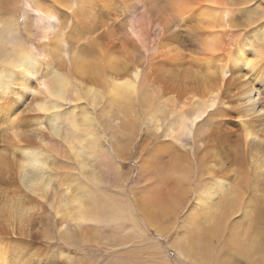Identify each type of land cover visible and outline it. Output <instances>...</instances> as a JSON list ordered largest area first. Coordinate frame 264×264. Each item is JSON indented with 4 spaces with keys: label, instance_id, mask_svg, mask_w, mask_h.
I'll list each match as a JSON object with an SVG mask.
<instances>
[{
    "label": "bare ground",
    "instance_id": "6f19581e",
    "mask_svg": "<svg viewBox=\"0 0 264 264\" xmlns=\"http://www.w3.org/2000/svg\"><path fill=\"white\" fill-rule=\"evenodd\" d=\"M23 6L25 22L30 17L28 11L34 12L38 44L25 46L17 40L14 15L0 17V41L15 47V54L0 60V97L6 96L12 106L14 97L32 94L35 110L41 113L38 124L42 130L48 129L66 144L82 174L101 191L99 197L91 191V198L85 199L70 183L65 188L64 182L67 194L58 199L51 188L55 170L52 153L38 144L21 143L22 134L14 120L10 126L11 145L15 144L11 161L29 191L51 198L61 230L79 239L86 223H100L105 216L108 222L146 224L147 214L153 211L150 204H164L160 198L166 195L170 180L161 176L151 179L143 175L141 195L137 191L124 197L111 191L116 187L118 193L123 192L128 177L101 139L109 137L119 157L127 159L131 146L122 135L137 136L139 120L147 136L163 137L169 146L175 143L187 149V162L177 154L168 173L181 189L188 182L193 185L195 174L224 166L222 147L216 143L215 119L230 112L221 110L220 105L234 101V72L255 66L253 55L264 51V0H24ZM257 87L254 80L241 85L239 105L246 107L241 116L249 115V107L257 100ZM244 130L245 143L254 144L251 160L259 176L264 174V154L256 148L264 138L249 126ZM98 131L103 132L101 136ZM207 138L205 152L197 157ZM96 152H102L99 164L108 167L107 176L89 164L95 163L89 156ZM8 155L6 152L2 159L5 165ZM218 178L207 183L209 189L205 185L203 191L190 189V196L196 191L193 211L202 207L204 216L190 212L192 230L188 234L182 235L178 229L189 201L174 216L171 227L156 229L167 237L180 219L171 246L181 259L193 256L200 264L212 260L227 264L215 254L213 240L224 233L244 192L239 184L229 186L224 177ZM216 189L221 197L214 202ZM184 199L183 191H176L170 200L179 204ZM10 202L0 204V215L13 227L19 222L28 229L29 208L21 200ZM142 214L146 216L142 218ZM252 228L232 229L229 240L248 264H264V234L258 235ZM154 244L157 247L158 241ZM8 253L0 247V264H11ZM162 254V264H172L163 250Z\"/></svg>",
    "mask_w": 264,
    "mask_h": 264
},
{
    "label": "rangeland",
    "instance_id": "374dc122",
    "mask_svg": "<svg viewBox=\"0 0 264 264\" xmlns=\"http://www.w3.org/2000/svg\"><path fill=\"white\" fill-rule=\"evenodd\" d=\"M23 2L24 0H0V17L6 19L9 14L14 15L18 21L17 40L25 42V46H36L39 40L37 35L39 31H37V24L32 17L34 12L28 11L30 17L25 22ZM252 9L256 10V6L254 5ZM248 48L250 49V47ZM14 49V43L0 41V60L4 55L15 54ZM253 58L257 63L255 66H244L233 74L232 87L234 90L232 94L235 95L231 98L234 101L231 102V105H220L221 110L227 109L230 112L225 117L215 119L216 143L222 147L224 166L220 165L215 171L214 169L206 171L203 175L195 174L191 179L193 185L188 182L181 189L179 182L171 180L168 175L177 154H181L186 162L188 160L189 153L181 145L174 143L171 147L167 140L162 139L163 137L147 136L144 124L140 120L136 125L138 127L137 136L131 138L128 133H122V140L129 142L131 146L128 149L130 154L127 159L119 157L118 151L110 143L109 137L102 138L101 142L109 152L113 153V156L116 155L117 159H114L122 164L123 171L128 177L124 184L126 189L118 193L119 189L112 187L111 191L114 193L131 197L132 192L138 191V195H141L140 192L145 189L141 180L143 175L151 179L161 176L160 178H168L170 181L165 189L166 195L160 198L164 204L162 206L150 204L153 211L146 212L149 214V216L147 214L146 224L134 223L130 220L125 221L124 224L116 221L108 222L105 216V221L100 223H86L84 233L79 239L70 237L68 232L60 229L59 217L54 207L49 203L51 198L49 196L42 198L33 194L20 180L18 171L11 161L12 148L15 144L11 145L13 134L10 126L14 120L17 122L15 128L22 134L21 143L26 144L28 141L30 144H38L52 153L50 160L54 159L53 169L55 170L52 174L51 188L56 191L58 199L67 194L64 182H66L65 188L70 183L73 185V191L81 192L85 199L91 198L89 195L94 193L91 191H96V197H99L101 191L82 174L79 165L71 157L69 151H66L68 150L66 144L48 129L42 130L38 124L41 113L39 112V114L35 110L36 100L33 99L32 94L25 92L21 99L14 97L12 106H8L6 96L0 97V204L6 201L21 200L24 202V206L29 208L25 225L28 229L21 227L19 222H15L14 228L0 215V247L8 249L11 264H162V250L172 264H200L199 260L193 256L185 260L181 259L176 249L171 246V242L181 223L182 216L183 222L178 229L182 235H186L192 230L189 222L190 212L199 214L200 217L204 216L200 212L202 207L198 211H193L196 204V191L193 190L190 196V189L195 187L203 191L204 185L209 189L207 183L215 182L220 176L228 181L226 184L229 186L231 183L239 184L244 192V197L241 205L230 213L224 233L221 237L214 238V252L227 264H248L245 255L235 250L231 244L229 235L232 229L244 231L248 226L254 227L252 229L258 235H261V232L264 234V214H262L264 211V174L256 176V167L251 160L250 153L254 144L252 142L249 145L245 143L244 130L246 126H249L264 138V76L262 75L264 57L253 55ZM251 80L256 81L258 85L257 100L253 106L249 107L251 108L249 115L241 116L246 107L239 105V92L241 85ZM17 88L19 89L18 85H15V89ZM98 132L100 136L103 133L102 131ZM208 143L209 139L207 138L197 157L205 152L204 147ZM130 149L132 150L130 151ZM256 149L260 155L264 154V142ZM6 152L9 154L7 166L2 163ZM101 153L96 152L94 156H89L95 161V163L89 161V164L107 176L108 167L99 164ZM113 166L114 160L109 164V167L114 168ZM133 184H135L134 187H132ZM104 186L105 190H108L106 185ZM171 186L172 188L169 189ZM176 191H183L185 199L182 203L174 204L170 200ZM220 197V193L216 189L213 201L217 202ZM141 198V196L137 197V199ZM187 201L189 202L186 207ZM100 202H103V198H100ZM184 208L180 219L175 221L171 233L167 237L161 236L156 229L171 227L174 216ZM258 210L261 217L257 215ZM145 216L142 214V218ZM143 230H146L145 234H143ZM154 241H158L157 247H155ZM216 262L212 260L205 264H219Z\"/></svg>",
    "mask_w": 264,
    "mask_h": 264
},
{
    "label": "snow or ice",
    "instance_id": "6c2138e0",
    "mask_svg": "<svg viewBox=\"0 0 264 264\" xmlns=\"http://www.w3.org/2000/svg\"><path fill=\"white\" fill-rule=\"evenodd\" d=\"M259 55H260L261 57H264V51L260 52Z\"/></svg>",
    "mask_w": 264,
    "mask_h": 264
}]
</instances>
